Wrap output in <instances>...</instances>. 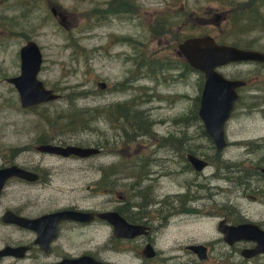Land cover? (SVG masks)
<instances>
[{
  "label": "flooded vegetation",
  "instance_id": "af4514ba",
  "mask_svg": "<svg viewBox=\"0 0 264 264\" xmlns=\"http://www.w3.org/2000/svg\"><path fill=\"white\" fill-rule=\"evenodd\" d=\"M207 1L211 5L208 7L209 11L193 8V0H155L156 9L149 15L153 17L147 22L142 10L143 0H111L108 3L109 15L132 16L131 22L137 28L151 33L152 42L155 38L167 40L162 47V54L149 51L147 47L144 49L143 43H137L139 47L133 49L134 55L127 57V62L135 70L125 86H132L141 75L152 78V73L160 70L164 72L161 77L168 83L187 80L194 69L184 58L180 46L193 38L211 37L219 45L264 53V49L257 48L256 43L232 42L256 29L264 30V0ZM207 13L208 17L205 18ZM229 38L233 40L229 41ZM169 46L171 51L165 52ZM254 64L264 67L261 63ZM143 71L146 72L141 74ZM165 72H171L172 75L167 76ZM159 76L157 74L155 79ZM246 83V86L237 90L238 101L233 114L239 101L242 100L243 103L244 98L253 110H257L258 105H264V85L256 87L253 93L249 92L247 95L242 94L248 88V82ZM203 87L204 82L200 93ZM196 101L197 110L187 114L186 119L202 123L198 116L200 98ZM262 112L264 113V108ZM95 114L99 115L94 113L92 118L98 119ZM37 115L42 118L43 124H49L48 114ZM122 116L117 113L115 118L109 119L118 121ZM230 120L225 125L224 137L227 145L221 151L217 149L202 123V128L199 127L200 133L195 134V139H202L206 144H178V139L171 134L169 144H132V139L125 141L117 154L112 153L115 157L120 153V159L99 161L98 164H88L86 159L106 154L111 156L105 146L99 143L88 146L64 140L61 138L64 133L72 132L65 129H43L47 131L40 136L39 144L34 147L36 156L32 155L29 161L27 157L26 160L20 158V154L33 153L29 152L33 147L28 146L10 154L4 152L0 155V264H78V260H82L79 264H209L215 248L223 244L228 252L216 256L226 260L234 259L236 264H264V254L246 257V252L257 246L256 242L241 240L229 245L218 230L221 221L234 226L253 223L241 213L233 222L221 213L224 210L214 213L220 214L216 225L221 238L217 240L193 242L191 235L184 239L178 238L180 233H188V226L193 222L194 216H203L204 213L193 207L194 202L203 199L192 193V185L195 183L193 180L191 185L187 184L185 192H173L164 197L159 194L161 178L170 177L177 181L179 176L187 173L204 175V171L212 166L219 168L220 160L222 164L226 163L222 158L226 150L236 148L251 153L264 151V134L251 139L230 140L226 133ZM46 145L89 147L97 149L98 153L88 158L63 156L39 149ZM199 152H214L215 155L212 158L198 155ZM191 155L205 161L206 167L201 171L196 170L189 161ZM46 157L61 160H58L60 164L57 165L62 167L67 164L71 168L70 164L78 163L81 168L89 165V173L79 171L82 175L91 176L85 188L90 193L83 199H92L96 207L83 208L78 203L59 206L57 199L46 195L45 192L51 188L56 173L52 170L55 166L44 160ZM82 163L87 164L82 166ZM171 166L180 168L172 171ZM13 167L21 170L20 175H9L6 170ZM251 169L244 179H238L236 185L246 189L238 191L235 187L234 190L240 198L262 200L264 186L253 187L247 181V176L255 175L257 181L264 180V157L252 164ZM218 175L219 172L211 175V178ZM195 186L205 189L203 182H196ZM71 189L75 190L73 187ZM249 190L250 193H247ZM76 213L87 215L78 218ZM256 224L264 230V222ZM195 245L203 246L204 250L193 251L190 247Z\"/></svg>",
  "mask_w": 264,
  "mask_h": 264
},
{
  "label": "rangeland",
  "instance_id": "374dc122",
  "mask_svg": "<svg viewBox=\"0 0 264 264\" xmlns=\"http://www.w3.org/2000/svg\"><path fill=\"white\" fill-rule=\"evenodd\" d=\"M110 1L0 0V155L4 152L10 154L24 150L30 146L33 148L29 152L33 153L22 152L20 158L26 160L27 157V161L31 160L32 155L36 156L34 147L39 144L40 136L47 131L43 129L70 130L61 126L69 123L64 116L69 117L68 119L74 117L72 111L68 112L71 103H74L78 110H99L101 113L95 114L98 119L92 118L91 115L87 118L89 115L86 114L84 116H87V119L70 123L76 125L73 127L74 133H64L61 137L64 140L88 146L99 143L111 154H117V150L122 148L125 141L132 139V144H169L170 134L178 139V144H206L202 139H195V134L200 133L199 127L202 128V123L186 119L187 114L197 110L196 100L201 95L203 76L193 71L187 80L173 84L164 81L161 75L156 79L141 75L132 86H125L135 70L127 62V57L134 55L133 49L139 47L137 43H143L144 49L147 47L149 51L162 54V47L167 40L155 38L152 42L151 33L137 28L135 23L131 22L130 15H109ZM143 2L142 10L147 22L153 17L149 15L157 5L155 0ZM191 6L198 11L201 8L209 11L208 7L211 5L207 0H193ZM51 8L66 16L65 27L53 16ZM262 10L264 13V8ZM28 40H34L43 53L39 79L46 88L60 94L61 98L35 108L22 109L18 92L7 79L20 75V50ZM238 41L256 43L257 48L264 49V30L256 29L253 33L239 36L232 42ZM169 48L170 46L165 52H170ZM220 72L227 78L247 81L248 88L243 90L242 94H251L256 87L264 85V67L257 64H230L221 68ZM162 73L164 72L159 74ZM165 73L167 76L172 75L171 72ZM101 83L105 84L104 89L100 88ZM249 106L246 98L243 103L242 100L239 101L238 108L226 127L230 140L251 139L264 134V105H258L257 110ZM111 108L116 109L112 111ZM119 112L123 116L118 121L109 119L115 118ZM40 113L49 115L50 125L43 124L42 118L37 115ZM112 155L86 159V162L98 164L99 161L116 160L121 156L120 153L117 157ZM198 155L213 158L215 153L199 152ZM263 157L264 151L251 153L244 149L232 148L222 155L225 164L220 160L219 168L212 166L204 171L207 177L203 174L187 173L179 176L177 181L170 177L161 178V197L173 192H185L187 184L193 180L195 183L192 185V193L203 198L193 203V207L204 212L203 216H194L193 222L188 226V233H180L178 238L184 239L191 235L193 242L221 238L216 225L220 214H214L217 210H224L225 212L221 213L230 222L236 220L241 213L255 224L263 223L264 199L240 198L234 190L238 179H244L248 175L247 172L252 170V164H256ZM44 160L52 163L55 166L52 170L56 172L51 188L45 192L46 195L57 199L59 206L78 203L83 208L96 207L92 199H83L90 193L85 188L91 176L82 175L79 171L89 173V165L81 168L80 163L70 164L69 168L67 164L66 167L57 165L61 160L56 158L46 157ZM86 164L82 163V166ZM179 168L180 166H171L172 171ZM218 172V177L211 178V175ZM227 177L231 179H226ZM247 181L252 183L253 187L264 186V180L257 181L255 175L247 176ZM182 182L184 183L181 184ZM196 182H203L205 189L196 187ZM72 187L75 190L71 189ZM236 188L238 191L246 189L244 186ZM247 193H250V190ZM97 200L99 202V199ZM227 252L224 244L217 246L209 264H236L234 259L226 260L216 256Z\"/></svg>",
  "mask_w": 264,
  "mask_h": 264
},
{
  "label": "water",
  "instance_id": "95a60500",
  "mask_svg": "<svg viewBox=\"0 0 264 264\" xmlns=\"http://www.w3.org/2000/svg\"><path fill=\"white\" fill-rule=\"evenodd\" d=\"M54 16H58L60 24L64 25L66 16L52 9ZM180 51L187 62L200 72L204 77V87L200 97L198 116L202 121L205 131L214 140L218 150H223L227 143L225 140V125L230 119L238 100L237 90L246 85L243 80H229L223 76L219 69L234 63H263L264 53L253 50L239 49L225 45H218L211 37L193 38L185 41L180 46ZM20 75L7 79L17 90L21 107L24 109L54 102L61 98L60 94L45 87L39 79L43 65V54L39 45L29 40L20 50ZM104 89L105 84L101 83ZM42 151L56 153L63 156L76 155L88 158L98 153L97 149L79 146L59 147L46 145L39 148ZM189 161L198 171L206 167L207 163L191 155ZM9 175H20L21 170L13 167L6 170ZM78 218L87 214L76 213ZM224 241L232 245L237 241L249 240L257 246L247 251L248 258L264 254V230L254 223L240 224L237 226L221 221L218 226ZM193 251L200 252L203 246L190 247ZM82 260H78V264Z\"/></svg>",
  "mask_w": 264,
  "mask_h": 264
},
{
  "label": "trees",
  "instance_id": "16d2710c",
  "mask_svg": "<svg viewBox=\"0 0 264 264\" xmlns=\"http://www.w3.org/2000/svg\"><path fill=\"white\" fill-rule=\"evenodd\" d=\"M162 71L160 70V71H157V72H153L152 74L154 75V77L157 75V74H159V73H161ZM73 96H76V95H73ZM70 109L68 110V112H70V111H72V113H73V119H68L69 117H67V116H64L67 120H68V124L67 125H63V126H61L62 128H66V129H70V130H72L73 131V127H76V125L75 126H73V125H70V123L71 124H73L74 122H80V121H82V119H87V118H89V117H91L93 114H91V113H101L99 110H78V108L76 107V105L73 103H71V105H70ZM120 108H121V106H120ZM112 109V108H111ZM111 109H109V110H111ZM116 108H114V109H112V111H114ZM107 110V109H106ZM118 110L119 109H117V112H118ZM86 114H88L89 116L86 118L84 115H86ZM119 114H121V115H123L121 112H119ZM91 115V116H90ZM60 119H62V118H60ZM59 120V119H58ZM78 127H82V128H85L84 126H79L78 125Z\"/></svg>",
  "mask_w": 264,
  "mask_h": 264
},
{
  "label": "bare ground",
  "instance_id": "6f19581e",
  "mask_svg": "<svg viewBox=\"0 0 264 264\" xmlns=\"http://www.w3.org/2000/svg\"><path fill=\"white\" fill-rule=\"evenodd\" d=\"M201 96V95H200Z\"/></svg>",
  "mask_w": 264,
  "mask_h": 264
}]
</instances>
